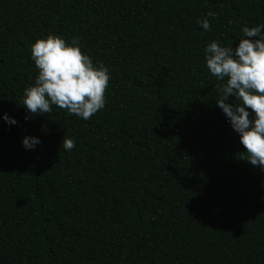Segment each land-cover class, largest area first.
<instances>
[{"label": "trees", "instance_id": "obj_1", "mask_svg": "<svg viewBox=\"0 0 264 264\" xmlns=\"http://www.w3.org/2000/svg\"><path fill=\"white\" fill-rule=\"evenodd\" d=\"M257 24L264 0H0V116L18 121L0 119V264H264V170L203 61ZM48 34L110 70L87 121L56 106L24 120Z\"/></svg>", "mask_w": 264, "mask_h": 264}, {"label": "clouds", "instance_id": "obj_2", "mask_svg": "<svg viewBox=\"0 0 264 264\" xmlns=\"http://www.w3.org/2000/svg\"><path fill=\"white\" fill-rule=\"evenodd\" d=\"M205 15L198 23L208 32L211 28L208 17L214 20L215 13ZM240 32L235 48L232 46L235 41L230 46L217 40L207 43L203 61L208 73L222 82L215 104L246 149L242 155L252 166L264 170V24L245 25ZM30 53L37 75L23 90L25 122L34 115L49 113L52 106L85 121L105 108L110 70L103 63L94 64L82 52L79 38L67 42L61 36L48 34L31 45ZM0 119L10 126L18 123L7 113ZM39 144V137L25 135L21 140L26 151H34ZM61 145L63 151H70L75 140L64 136Z\"/></svg>", "mask_w": 264, "mask_h": 264}]
</instances>
